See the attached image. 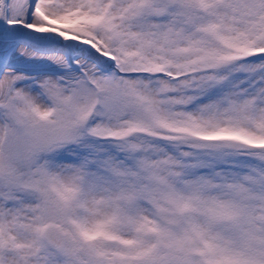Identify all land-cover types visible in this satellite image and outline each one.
<instances>
[{"label": "snow or ice", "instance_id": "1", "mask_svg": "<svg viewBox=\"0 0 264 264\" xmlns=\"http://www.w3.org/2000/svg\"><path fill=\"white\" fill-rule=\"evenodd\" d=\"M0 264H264V0H0Z\"/></svg>", "mask_w": 264, "mask_h": 264}]
</instances>
